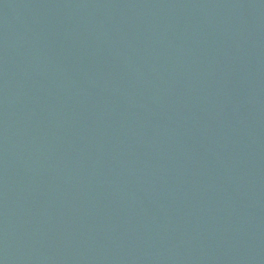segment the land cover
Listing matches in <instances>:
<instances>
[{
    "label": "water",
    "instance_id": "1",
    "mask_svg": "<svg viewBox=\"0 0 264 264\" xmlns=\"http://www.w3.org/2000/svg\"><path fill=\"white\" fill-rule=\"evenodd\" d=\"M0 264H264V0H0Z\"/></svg>",
    "mask_w": 264,
    "mask_h": 264
}]
</instances>
